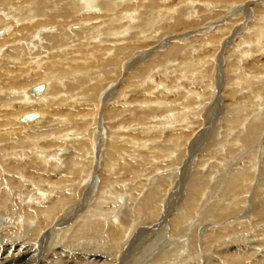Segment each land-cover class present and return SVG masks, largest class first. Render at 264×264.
Masks as SVG:
<instances>
[{"label":"bare ground","instance_id":"6f19581e","mask_svg":"<svg viewBox=\"0 0 264 264\" xmlns=\"http://www.w3.org/2000/svg\"><path fill=\"white\" fill-rule=\"evenodd\" d=\"M262 57L264 0H0V264H264Z\"/></svg>","mask_w":264,"mask_h":264},{"label":"rangeland","instance_id":"374dc122","mask_svg":"<svg viewBox=\"0 0 264 264\" xmlns=\"http://www.w3.org/2000/svg\"><path fill=\"white\" fill-rule=\"evenodd\" d=\"M185 1V3L186 2H192L193 3V5H194V3H195V0H184ZM258 3H259V1L258 2H255L253 5L254 6H257L258 5ZM236 19H239V17L238 16H236ZM211 33H213V32H209L208 34L206 33V34H203V35H201L200 37L199 36H194L193 38H195V37H198L199 39L201 38H203V39H205V40H203V42H208L210 39H211ZM206 37V38H205ZM202 50V49H201ZM262 59V61H260L262 64H264V57H262L261 58ZM224 65V64H223ZM222 66V65H221ZM198 69H202V68H200V67H198ZM214 74V73H213ZM192 78V77H191ZM192 79H194V78H192ZM213 81V85H211V87L212 88H214V80H212ZM202 83H204V81H201ZM187 83V82H186ZM201 83V84H202ZM225 83V82H224ZM223 83V84H224ZM33 87V86H32ZM203 87H204V85H203ZM202 87V88H203ZM242 87H243V85H242ZM246 87V86H245ZM31 88V87H30ZM29 89V88H28ZM27 90V89H26ZM247 91H248V89H247ZM221 91H219V93H220ZM250 92V91H249ZM244 93V92H243ZM246 93H248V92H246ZM225 96V95H224ZM226 98H227V96H225ZM244 97V96H243ZM213 98V97H212ZM211 98V99H212ZM220 98V97H219ZM238 99H236V98H233V99H229V98H227L226 99V104H227V106L228 107H230L231 108V111H232V117L229 119V120H227V125L228 126H233V123L234 122H232L233 120L234 121H236L237 119H239V118H242L243 117V115H242V113H240L239 111H235V110H240V111H242L244 108H242L241 107V105H244V104H246V102L247 103H250L251 104V102H249L250 100L246 97H244L245 99L244 100H242V98L240 97V95H238V97H237ZM236 99V100H235ZM223 100H224V98H223ZM240 100V101H239ZM248 100V101H247ZM238 101L240 102V103H238ZM263 101V100H262ZM31 102V101H30ZM110 102V101H109ZM172 102H174V101H172ZM264 102V101H263ZM31 103H35V102H31ZM36 104V103H35ZM104 104H109V103H104ZM103 104V105H104ZM234 106V107H233ZM246 106V105H245ZM262 106H264V103H261L260 104V107H258L259 109H260V111H257V109H256V115L257 114H260L262 117H263V119H264V108L262 107ZM233 107V108H232ZM209 108V107H208ZM262 113V114H261ZM28 114V113H27ZM156 114H160L159 112L158 113H156ZM23 115H25V114H23ZM204 115L205 114H203V118H204ZM156 117H158V116H156ZM233 118V119H232ZM148 123H152V121H149ZM217 125L215 126V127H213V128H215V129H218L219 127H220V121L219 122H217L216 123ZM148 125H150V124H148ZM151 126H152V124H151ZM219 126V127H218ZM186 130V129H185ZM184 130V131H185ZM169 131V130H168ZM179 132H180V130H179ZM211 133V132H210ZM212 134V133H211ZM220 137H222V136H220ZM208 138H209V136H208ZM205 139H207V137L205 138ZM211 139H213V138H211ZM205 144H206V147H205V149H203V151L201 152L202 154H198L197 155V159H200L201 157L200 156H204L205 157V155H208V152H209V150L207 149V148H209V146L207 145L208 143H206V140H205V142H204ZM241 147H239V149H240ZM208 151V152H207ZM250 151H252V150H250ZM250 151H248L244 156H242L241 157V159L239 160V162L240 161H242V160H244L243 162H246V160L248 159V158H250ZM202 156V157H203ZM246 158V159H245ZM243 162H241L242 164H244ZM192 164V163H191ZM190 164V165H191ZM237 164V163H236ZM190 165H189V169L191 168L190 167ZM173 166V165H172ZM167 168L168 167H166V168H164V169H160V170H167ZM178 169H180V166L178 167ZM164 172V171H163ZM171 177V176H170ZM246 219H248V218H246ZM246 219H244V220H242V222H246V223H248L247 221H246ZM244 222V223H245ZM166 234H167V232H166ZM154 236H156V235H154ZM168 236V235H167ZM153 236H148V237H142V244L140 243L139 245L138 244H136V248L134 249V251H137L135 254H134V256L132 257V258H130L127 262H124L123 264H155L156 262H158L159 260H157V261H154L153 260V262L152 263H149L148 261H147V257H148V254L150 253H152V251L154 250V248H157V246H155V243H156V241L155 242H153ZM51 239V242L50 241H48V243H50L49 244V246H47L48 247V249L46 248V247H44L45 248V250H48V252H49V250H51L52 252H53V254H52V252L50 251L49 253H47L46 254V257H47V259H46V264H51V262H50V260L48 261V258L50 259V256H54L53 257V259H54V261H55V259H59L55 264H74V259L72 258L71 259V257L70 256H72V255H74L75 253H74V251L72 252V250L71 249H73L72 248V246H70V244H66L65 242L63 243V242H60V241H58V240H53L52 238H50ZM58 243V244H57ZM158 244H162V242L160 241ZM65 245V246H64ZM69 245V246H68ZM164 245H166V244H164ZM64 246V247H63ZM67 246V247H66ZM59 247V248H58ZM196 247L198 248V246L196 245ZM55 248V249H54ZM69 250H68V249ZM74 248H76V247H74ZM139 250H142V252L144 251L145 252V254H143V253H141V251L140 252H138ZM55 251V252H54ZM84 254V252H78L77 254H78V256L80 257V258H82L83 259V256H82V254ZM86 253H89V251H86ZM98 253H104V252H98ZM52 254V255H51ZM57 254V255H56ZM184 254L185 255H187L188 253H183V254H181V256H180V258H178V259H173L174 261H177V262H180L181 261V258L182 257H184ZM59 255V256H58ZM97 256H98V254H96ZM161 255V254H160ZM57 256V257H56ZM59 257V258H58ZM160 257V256H159ZM177 257H178V255H177ZM161 258V257H160ZM70 260H71V262H70ZM165 260V259H164ZM62 261V262H61ZM167 261H169V260H167ZM172 261V260H171ZM171 261H169V262H167V263H164V264H175V262H171ZM24 261H21L20 263H16V264H22ZM163 262H166V261H163ZM24 264H26V262L24 263Z\"/></svg>","mask_w":264,"mask_h":264},{"label":"water","instance_id":"95a60500","mask_svg":"<svg viewBox=\"0 0 264 264\" xmlns=\"http://www.w3.org/2000/svg\"><path fill=\"white\" fill-rule=\"evenodd\" d=\"M34 116L32 114H28V115H24L23 118L24 119H31L33 118Z\"/></svg>","mask_w":264,"mask_h":264}]
</instances>
